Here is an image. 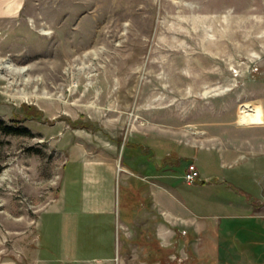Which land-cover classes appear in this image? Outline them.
Returning a JSON list of instances; mask_svg holds the SVG:
<instances>
[{"label":"rangeland","instance_id":"obj_1","mask_svg":"<svg viewBox=\"0 0 264 264\" xmlns=\"http://www.w3.org/2000/svg\"><path fill=\"white\" fill-rule=\"evenodd\" d=\"M262 98L264 0H0V120L23 132L0 131V261L49 256L73 229L87 256L121 243L88 226L79 169L158 144L186 208L167 221L143 203L122 264H264V155L234 126L262 123Z\"/></svg>","mask_w":264,"mask_h":264},{"label":"crops","instance_id":"obj_2","mask_svg":"<svg viewBox=\"0 0 264 264\" xmlns=\"http://www.w3.org/2000/svg\"><path fill=\"white\" fill-rule=\"evenodd\" d=\"M264 114V98L260 102ZM234 125V124H233ZM236 130L246 132L248 136L241 138V142L245 143V147L250 155H264V117L262 123H254L240 125L236 122L234 125ZM251 134H253L251 136ZM174 142V141H173ZM169 143V142H168ZM130 151L136 152L139 149L140 143L130 140ZM156 149H150L147 155L136 156L135 161L128 160L127 163L131 167L122 164L118 167L113 162H83L79 169L82 182L81 202L83 210L87 215V224L92 227L93 231L103 229L105 235H112L114 229L117 234H121L122 241L125 240L127 230L136 223L135 217L140 211L142 204L150 203L148 206L156 211V214L163 219L169 221L174 214L170 207H173L174 201L177 199V204L180 208H186L179 197H175L174 187L170 182L172 176L169 172V163H173L172 159H176L175 151L169 155L167 152L157 155L160 145L155 144ZM162 148V147H160ZM164 148V147H163ZM155 150V151H154ZM159 154V152L157 151ZM159 157V158H158ZM171 158V159H170ZM137 160V162H136ZM135 162V163H134ZM184 168V172H185ZM127 173L129 175H127ZM187 185L191 183L185 182ZM117 185L123 188L124 195L127 193L136 200V206L132 209L130 218H120L119 203L117 198ZM175 199V200H174ZM142 200V201H140ZM144 200V201H143ZM64 196L62 194L57 197L53 206L48 209L53 213L64 212ZM64 218L70 219V222H75V213H63ZM103 216V220H100ZM93 218V220H92ZM79 225V220L77 222ZM157 226V223H156ZM75 232L76 230L73 229ZM64 232V230H63ZM74 232L68 236L67 243L60 248L50 250L49 256H39L33 253L29 260L25 262H17L9 259L0 261V264H122L124 244L116 241V246L111 245L109 250L103 252V255L87 256L88 245L77 244ZM65 234V233H64ZM116 235V234H115ZM58 253V254H57Z\"/></svg>","mask_w":264,"mask_h":264},{"label":"built area","instance_id":"obj_3","mask_svg":"<svg viewBox=\"0 0 264 264\" xmlns=\"http://www.w3.org/2000/svg\"><path fill=\"white\" fill-rule=\"evenodd\" d=\"M183 178L187 183H193L197 180H200V172L194 163H189L186 166Z\"/></svg>","mask_w":264,"mask_h":264},{"label":"trees","instance_id":"obj_4","mask_svg":"<svg viewBox=\"0 0 264 264\" xmlns=\"http://www.w3.org/2000/svg\"><path fill=\"white\" fill-rule=\"evenodd\" d=\"M25 130V129H23ZM0 131L6 134H22L23 132L17 128H13L9 125H6L2 120H0ZM179 159V157H176Z\"/></svg>","mask_w":264,"mask_h":264},{"label":"bare ground","instance_id":"obj_5","mask_svg":"<svg viewBox=\"0 0 264 264\" xmlns=\"http://www.w3.org/2000/svg\"><path fill=\"white\" fill-rule=\"evenodd\" d=\"M249 118H250L249 114H242V115H240L238 122L241 124H245L248 122Z\"/></svg>","mask_w":264,"mask_h":264}]
</instances>
